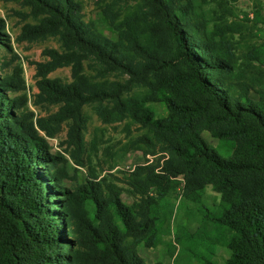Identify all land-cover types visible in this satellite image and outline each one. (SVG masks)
<instances>
[{
	"label": "trees",
	"instance_id": "trees-1",
	"mask_svg": "<svg viewBox=\"0 0 264 264\" xmlns=\"http://www.w3.org/2000/svg\"><path fill=\"white\" fill-rule=\"evenodd\" d=\"M6 1L36 21L19 39L34 33L59 43L36 65L37 98L58 109L45 117L22 110L10 97L19 81L0 72V264H146L137 246L162 243L174 214L167 196L179 178L188 200L206 185L220 197L207 216L213 234L175 233L172 253L179 246L198 264H219L211 249L219 245L228 253L222 264H264V45L235 58L225 47L221 3L209 23L194 0H99L105 36L79 0ZM124 1L133 6L123 12ZM4 29L0 19V48L11 51ZM10 65L0 58V70ZM61 67H70V82L47 79ZM154 103L167 114L157 117ZM85 106L103 123L144 130L129 147L145 163L122 173L130 204L104 179L61 186L46 138L65 123L69 156L84 166ZM207 113L208 125L220 126L212 136L234 142L229 157L200 136ZM195 238L210 249L185 247Z\"/></svg>",
	"mask_w": 264,
	"mask_h": 264
},
{
	"label": "rangeland",
	"instance_id": "rangeland-1",
	"mask_svg": "<svg viewBox=\"0 0 264 264\" xmlns=\"http://www.w3.org/2000/svg\"><path fill=\"white\" fill-rule=\"evenodd\" d=\"M82 4V12L85 20H91L96 29L105 36L109 35L107 24L100 13L99 0H79ZM196 6L201 8L205 18L210 23L218 10V3L225 6V20L223 27L226 28L225 47L231 51L235 58H241L246 50L254 46L264 45V0H194ZM133 6L131 1L120 4L124 11ZM0 19L4 21L5 33L9 36L11 51L0 48V58L11 65L0 70L2 75H10L18 80L21 89L10 92V97L22 101V110L30 111L38 117H45L57 111L58 105L50 104L37 98L39 90L36 76V65L47 61L49 58L45 50H59V43L55 37H33L34 33L26 34L19 39L24 26L32 25L36 21L27 7H22L16 2L0 0ZM239 30L238 33H229L233 26ZM70 67H61L47 75L49 80H58L62 83L71 81ZM22 81V82H21ZM152 110L157 117L167 114L160 104H151ZM84 115V153L82 161L84 166H78L69 156V147L66 144L67 126L61 125V130L54 138H46L49 153L56 156V169L61 170L58 178L61 186L66 190H73L77 185L84 182L86 178L104 179L106 182L118 187L117 195L125 204H130L131 199L126 195L122 184V173L124 171H137L138 167L145 163V158L138 150L129 147L130 142L141 136L144 130L134 125H126V122L103 123L95 115L92 106L83 108ZM210 114H205L200 119V136L216 152L226 158L229 157L234 148L231 140L213 137L211 132L220 126L208 125ZM152 160V157H147ZM182 179L176 181L175 188L167 196V200L174 207V214L170 220L169 227L164 230L162 243L152 249L145 248L142 244L137 246L138 254L146 264H198L188 255L182 253L177 246L172 253L171 245H174L173 235L184 233L194 235L204 232L207 236L213 234V224L207 219L208 214L215 212L219 203V194L211 185H206L197 192V198L188 200L182 195ZM56 198V199H55ZM61 200L64 197H55ZM53 208L51 210H57ZM196 239V238H195ZM197 243L185 240V247L198 249L206 253L209 246L200 247L202 241L196 239ZM198 244V245H197ZM205 244V243H204ZM215 252V260L222 264L228 257L227 251L217 246L211 248Z\"/></svg>",
	"mask_w": 264,
	"mask_h": 264
}]
</instances>
